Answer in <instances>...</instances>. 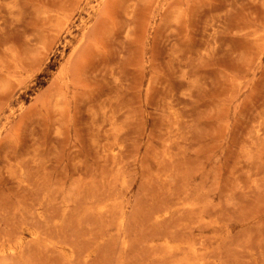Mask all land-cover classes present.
<instances>
[{
  "label": "rangeland",
  "instance_id": "obj_1",
  "mask_svg": "<svg viewBox=\"0 0 264 264\" xmlns=\"http://www.w3.org/2000/svg\"><path fill=\"white\" fill-rule=\"evenodd\" d=\"M0 264H264V0H0Z\"/></svg>",
  "mask_w": 264,
  "mask_h": 264
}]
</instances>
